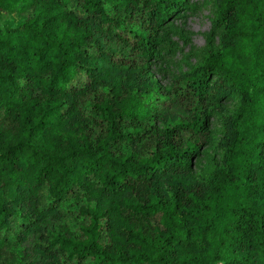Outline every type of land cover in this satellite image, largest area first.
<instances>
[{
    "label": "trees",
    "instance_id": "obj_1",
    "mask_svg": "<svg viewBox=\"0 0 264 264\" xmlns=\"http://www.w3.org/2000/svg\"><path fill=\"white\" fill-rule=\"evenodd\" d=\"M189 6L0 0V264H264V0H217L201 59L172 73Z\"/></svg>",
    "mask_w": 264,
    "mask_h": 264
},
{
    "label": "rangeland",
    "instance_id": "obj_2",
    "mask_svg": "<svg viewBox=\"0 0 264 264\" xmlns=\"http://www.w3.org/2000/svg\"><path fill=\"white\" fill-rule=\"evenodd\" d=\"M216 2L217 0H190V6L183 15L174 19L165 43L169 72L186 71L201 59L207 46ZM167 75L155 72V76L162 85L167 84ZM236 103V97H223L215 107L209 109L212 133L199 155L193 158L191 168L193 177L200 183L206 184L214 169L220 166L229 117Z\"/></svg>",
    "mask_w": 264,
    "mask_h": 264
}]
</instances>
